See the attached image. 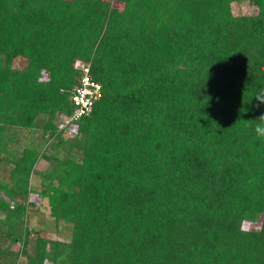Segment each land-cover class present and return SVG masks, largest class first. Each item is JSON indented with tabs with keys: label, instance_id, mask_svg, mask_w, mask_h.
Masks as SVG:
<instances>
[{
	"label": "trees",
	"instance_id": "1",
	"mask_svg": "<svg viewBox=\"0 0 264 264\" xmlns=\"http://www.w3.org/2000/svg\"><path fill=\"white\" fill-rule=\"evenodd\" d=\"M262 115L264 0H0V264H264ZM33 173L67 238L31 239Z\"/></svg>",
	"mask_w": 264,
	"mask_h": 264
},
{
	"label": "rangeland",
	"instance_id": "2",
	"mask_svg": "<svg viewBox=\"0 0 264 264\" xmlns=\"http://www.w3.org/2000/svg\"><path fill=\"white\" fill-rule=\"evenodd\" d=\"M117 6V3H114ZM121 6V5H120ZM119 6V7H120ZM255 7L251 6L247 2L240 3V4H233L232 10L235 15L238 14H249L255 11ZM58 127L62 128L65 124L62 119L57 121ZM64 128V127H63ZM66 131L63 133L65 138H70L74 136L75 133V126H70V129H65ZM23 138H20V144H24L25 141L30 140L34 141V143L42 144L44 141L41 137L40 130H34L32 135L27 134V131H24ZM45 145L43 147V152L46 155H56L64 157L66 154L65 146H58L55 140H49L43 143ZM49 161L45 160L43 156H40L36 171L41 172L46 170L49 167ZM9 175V167L4 166L3 163L0 164V179L8 180ZM30 189L32 190L29 196V206H28V213L26 218V223L28 229L30 231V237L33 239L36 236V232L39 234L49 237V238H57V239H64L67 238L70 234V228H68L67 224L64 222H59L58 224L54 222L53 218L50 215V209L48 206L47 198L41 195L40 191L42 189V181L41 177L38 174L33 173L30 179ZM66 225V226H65ZM259 222H246L244 223V227L247 229L258 228ZM4 247H8L11 251H20V243H10V241L3 242ZM31 246V244H29ZM26 258L21 257L19 259L18 264H26Z\"/></svg>",
	"mask_w": 264,
	"mask_h": 264
},
{
	"label": "built area",
	"instance_id": "3",
	"mask_svg": "<svg viewBox=\"0 0 264 264\" xmlns=\"http://www.w3.org/2000/svg\"><path fill=\"white\" fill-rule=\"evenodd\" d=\"M77 67L81 71L79 83L71 94V100L76 108L73 114L66 120L67 123L76 121L82 114L88 113L93 103L101 96V85L92 79L89 73V64L79 62L77 63Z\"/></svg>",
	"mask_w": 264,
	"mask_h": 264
},
{
	"label": "clouds",
	"instance_id": "4",
	"mask_svg": "<svg viewBox=\"0 0 264 264\" xmlns=\"http://www.w3.org/2000/svg\"><path fill=\"white\" fill-rule=\"evenodd\" d=\"M260 119H261V120H264V115H262V116L260 117Z\"/></svg>",
	"mask_w": 264,
	"mask_h": 264
}]
</instances>
